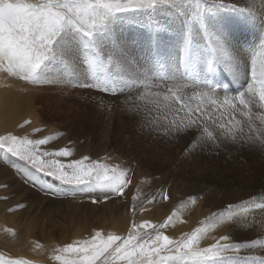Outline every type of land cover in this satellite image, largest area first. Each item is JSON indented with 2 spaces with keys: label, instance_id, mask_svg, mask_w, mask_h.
<instances>
[{
  "label": "rangeland",
  "instance_id": "374dc122",
  "mask_svg": "<svg viewBox=\"0 0 264 264\" xmlns=\"http://www.w3.org/2000/svg\"><path fill=\"white\" fill-rule=\"evenodd\" d=\"M197 1L183 0L190 10V15L195 12L192 7L196 6L195 9H197V5L205 7L203 3H200L202 0ZM28 2L35 3L37 0H28ZM249 2L250 0H235L234 3H231V1L222 0L227 9L215 7L209 16L210 21L216 19L222 22L223 16H228L233 12L234 15H237V19L247 25L246 30L249 33L246 31L244 34H248V36L256 34L257 40L264 32L263 29L254 32L248 29L249 22L253 21H251V15L248 12ZM232 5H235L239 10H234ZM221 9L225 11L222 13ZM163 14L161 13L157 17L159 23ZM182 20L184 19L182 18ZM155 22V20L147 19L142 13L120 15L112 21L109 30L100 39L106 51L112 53L116 60L117 35L119 33L127 36L130 45H128V49L124 53L126 57L119 67L109 62L105 57L101 69L98 71L90 69L89 65L84 62L83 47L79 36L70 37L72 47L64 62L54 64L51 68L42 67L39 70L37 75L40 80L38 81L31 76L24 78L18 70L10 71L6 62H0V90L2 87L5 89L15 88L13 90L16 92L15 97L21 98L20 95H23V101L27 100L24 121L21 120L12 129L13 131L1 135L0 138L15 136L19 141H47L44 145L36 146L37 155L40 156L42 162H46L44 164L45 172L37 171V168L40 167L39 163L33 166L29 161L14 157L6 150L0 149V261L3 264H17V262L19 264H65L66 261L72 260L82 264L84 256L91 255L93 242L99 243L100 240H106L110 235L122 238L131 235L134 242L137 243H143L149 234L153 241L157 234L166 235L173 241H179L187 239L197 229L201 231L197 233L194 249L203 250L216 245L229 249L236 245H241V247L238 250L220 251L215 255L209 254L207 260L204 257L196 256L188 264H215V261L223 258L237 259L236 264H259V261L264 260V257L259 254L261 247L264 246V228L256 230L262 223L255 211L261 203L260 197L252 199L248 213L251 225L247 228L246 221L238 223L229 215L231 211L247 205V200H243L239 204L231 203L225 207L217 199V197L222 198L223 194L228 199L248 198V195L251 194L259 196L257 194L258 186L256 183L248 185L247 177L251 175L264 178V150L261 148V145H264V122L258 120L244 122L242 117L237 116V111L220 112L219 110L221 114L233 118V120L230 119L234 125H240L239 127L245 131L250 126L251 131L254 132H248L245 139H242V136L238 138L248 142L239 144V140L230 141L229 138L220 136L214 125L209 126L211 133L219 137L222 147L229 149L234 146V157L228 161L212 150L210 156H205L202 164L206 167L205 169L209 170H200L198 175H196L197 168L190 159L193 154L192 146H186L183 149L177 147L176 143H181L180 141L186 138L182 128H179L181 132H174L163 125L162 121L154 122L152 119L139 121V119H131V117H126L124 125L115 123V98L117 97L118 102L131 108L135 104V98L130 94L142 88L145 83H152L154 79L162 76V71L157 70V64L159 60L163 59V56H166V53L159 43L151 46L145 42L147 34L157 33V31L146 27L148 23L155 24ZM184 24H186L185 28L192 31L189 66L186 69L181 63L185 43L184 35L177 37L180 47L177 48L175 45L176 48L170 49V56L165 58L168 62L169 72L171 75L177 74L180 67L179 70L185 81L189 76L192 77L189 78L191 82L193 81L189 83L191 87L203 81L206 84V71L209 70L208 63L212 62L213 54L207 46L208 44L205 45V48L194 43L193 26L195 22L189 21ZM116 25H118V29ZM169 36L175 39V36L170 34ZM248 36L233 37L232 44L227 43L230 48L229 52H234L236 57L241 56L243 52L247 56L250 47L244 50V44H251L252 41L250 37L248 39ZM134 37H137V41L133 39ZM222 39L225 40V36ZM260 40L261 38L258 39L257 44L256 42L254 44L256 50L258 46L261 48V43L264 45V42ZM261 57H264V52L261 53ZM221 58L222 55H216L212 70L209 72L216 75L217 73L222 75L220 72L225 73L224 70L228 66L230 67V64L226 62L222 65L219 62ZM251 59V57L248 59V65ZM260 67H256L257 71L254 72V77L252 75L254 69L251 73L250 69L248 70L249 74L245 82L251 79L250 82L243 83V86L237 79H227V83L232 85L235 94L245 91V99L249 96L256 98V103L250 105L252 108L247 113V118L250 116L248 114L251 112L253 114V111H255V116L258 114L260 118L264 116V107L261 106V109L257 105V103L264 102L259 101L258 95L244 89L250 83L253 90L260 93L255 85L256 83L261 87L264 85V68ZM109 74L114 77L112 85L115 84V89L112 93L102 92L95 87L80 88L77 86V83L91 84L96 75L103 79L105 75ZM10 75L11 78H6ZM145 75H148L147 78ZM139 79L143 83H138ZM175 84H180L178 79ZM76 87L88 90L87 93H82L83 101L80 103L74 100L77 97ZM224 91L221 89L219 92ZM200 94L209 96L210 103L214 99V92L207 88H202L197 93V95ZM186 97L188 99L189 95L186 94ZM228 98L232 99V97ZM155 100L157 104L162 105L161 100L157 98ZM198 100L201 102V97H198ZM216 101L217 103L221 102L220 99H216ZM235 103L233 100L228 108L235 107ZM195 108H197L196 105ZM204 110L207 111V109ZM214 113L217 119L220 118L216 112ZM110 126L111 128H109ZM20 130L26 131L23 132L24 134H18ZM35 133H39L37 137L34 136ZM170 133L171 135H169ZM174 137H177L176 142H173L175 141ZM64 149L70 150L68 157L56 155L58 151ZM84 157L90 158L85 161V164L91 165L99 162L109 169V175L115 174L121 177L125 181L123 196L112 194L111 198L105 200L103 196L106 190L96 184L95 176H93V186L86 187V190L82 191L80 186L69 185L46 174L47 171L55 170L56 166L52 165L53 161L67 165ZM49 165L52 166L49 167ZM214 171L217 174H228L229 179L221 187L215 183L217 185L214 186L217 190L215 199L206 201L204 195L198 194L200 186L197 188V184L201 185L204 183L203 181L213 182ZM247 171L250 174H247ZM26 177L31 179L26 180ZM231 190H235L236 197L234 194L228 195ZM46 191L50 194H45ZM92 199L97 202L93 203ZM200 200H203L204 203L201 206L197 204ZM198 209H203L200 216L197 212ZM203 215L205 217H202ZM145 222L154 226L164 225V227H139ZM133 225L137 227L134 228ZM208 226L212 228L208 229ZM250 227L256 228L255 231ZM181 228H186L187 231ZM96 233H101V236L97 238ZM200 235H202L201 239ZM225 237L227 239H224ZM27 242H29V246L26 249L25 243ZM19 247H24L25 250H17L16 248ZM85 247L90 250L88 253L83 251ZM70 248L77 250L72 251L69 250ZM245 248L251 249L250 253ZM256 251L258 252L256 253ZM96 264H127V261L119 259L114 261L105 254L96 261Z\"/></svg>",
  "mask_w": 264,
  "mask_h": 264
},
{
  "label": "snow or ice",
  "instance_id": "6c2138e0",
  "mask_svg": "<svg viewBox=\"0 0 264 264\" xmlns=\"http://www.w3.org/2000/svg\"><path fill=\"white\" fill-rule=\"evenodd\" d=\"M205 4V7L197 5L194 18L198 21L199 29L204 36L208 37V46L213 54L212 62L208 63L209 71H211L216 55L220 54L227 59L229 53L223 50L216 35L209 30L206 17L213 8L227 6L223 5L222 0H205ZM231 7L235 8V5ZM141 13L145 14L150 21H156L155 24L148 23L153 31L161 28L157 20L161 13L182 17L186 23L191 14L183 0H37L35 3L28 2V0H0V62H6L10 71L18 70L24 78L31 76L38 81L40 80L37 75L39 70L42 67L51 68L54 64L64 62L72 47L70 37L79 36L83 47L84 62L89 65L90 69L97 71L101 69L105 57L112 64L121 66L113 58L112 53L106 51L100 38L109 30L112 21L118 16ZM191 46V30L186 28L181 61L185 68L189 66ZM161 68L163 67L157 70ZM252 75L254 77V70ZM147 76L145 75V78ZM113 80L114 77L110 74L105 75L103 79L96 75L91 84L77 83V86L80 88L95 87L102 92L112 93L115 89V84L112 85ZM173 87L179 89L183 85L174 84ZM247 89L249 92L252 90L250 83ZM213 91H215L214 87ZM234 99L225 96L221 103L228 105ZM258 99L264 102V85L261 87ZM211 103L216 105V99H213ZM239 103L250 110V105L256 103V98L249 96L245 99V91H240ZM261 106L264 107V103ZM201 123V120L193 119L185 125L188 129L185 135L190 138V141L195 140L198 133L202 136L203 132L207 131L206 127L201 130ZM220 126L223 127V124ZM249 130H251L250 126ZM176 131L180 129L177 128ZM46 143V140L19 141L15 136L2 137L0 138V149L6 150L14 157L29 161L33 166L39 163L40 167L37 171L45 172L46 162H42L40 156L37 155L36 146ZM29 145L32 147L29 148ZM261 148L264 150V145H261ZM69 154V149L56 153L57 156L62 157H68ZM89 159V157H84L67 165L53 161L52 165L56 166L55 170L47 171L46 174L69 185L80 186L82 191L86 190V187L93 186V176H95L96 184L106 190L103 196L105 200L111 198L112 194L123 196L125 181L115 174L109 175V169L99 162L91 165L85 164V161ZM29 179L31 178L26 177V180ZM45 194L50 193L46 191ZM92 202L96 203L97 200L92 199ZM133 227L137 226L133 225ZM139 227L163 228L164 225L154 226L145 222ZM200 231L197 229L190 237L179 241H173L168 236L159 234L153 241L149 234L143 243L134 242L131 235L127 238L110 235L106 240H100L99 243L93 242L91 255L86 254L82 264H96V261L105 254L114 261L125 260L127 264H188L196 256L207 260L209 254L215 255L220 251L238 250L241 247V245H236L229 249L216 245L203 250L194 249L193 245L197 242V233ZM100 236L101 233H96L97 238ZM69 250L76 251L77 249L70 248ZM83 251L88 253L90 250L85 247ZM236 261L237 259L233 258H223L215 261V264H236ZM65 264H78V262L72 260L66 261ZM259 264H264V260L259 261Z\"/></svg>",
  "mask_w": 264,
  "mask_h": 264
},
{
  "label": "bare ground",
  "instance_id": "6f19581e",
  "mask_svg": "<svg viewBox=\"0 0 264 264\" xmlns=\"http://www.w3.org/2000/svg\"><path fill=\"white\" fill-rule=\"evenodd\" d=\"M230 1H231V3L235 2V0H228V2H230ZM196 2H198V1L196 0ZM200 3H203L206 6L205 0L200 1ZM192 8H194L195 12H194V14H192L188 17V22L189 21L195 22V25L193 26V29H194L193 34L195 35L194 43L205 47V45L208 44V37L204 36L202 31L199 29L198 21L194 18L196 15V9H195L196 6L192 7ZM233 9L235 10L236 7ZM213 10H214V8H213ZM213 10L208 13V15L206 17V23H207L209 30L211 32H213L216 35V37L218 38L219 43H220V45H222L223 49H225L229 53V58L225 59L222 56V58L220 59L219 62H221L222 65H224L226 62L227 63L229 62L231 68L228 66V68L224 70L225 73L220 72L222 75H219L218 73H217V75L213 74L214 79L212 81L207 77V73L209 72V70H207L206 76H205L206 84H204V81H203L202 83L195 84L193 87H191L189 84V83L193 82V81L191 82V80L189 79L192 77L191 76L188 77V79L186 80L188 82L187 83L181 75V72L179 70L180 67L178 68L177 74L173 73L174 75L173 74L171 75V73L169 72V69H168V62L166 61L165 58L170 56V53H169L170 49H172L174 47L176 48V46H177V48H178V46L180 47V44H179V41L177 40V37H183L186 34V28H185L186 24H184L185 21L182 20V17L174 16V15H168V14L164 13L162 15L163 18H160V21H161L159 23L161 25L160 30H158L157 33H154L152 35L147 34V37L145 38L146 44H149L151 46H155V45H157V43H159L163 47L164 52L166 53V56L165 57L163 56V59L159 60L158 64H157L158 68L163 67V68L159 69L160 72L162 71V76L154 79L152 81V83H149V82L145 83L142 86V88H139V90L133 91V93L130 94V96L132 95L133 98H135L134 99L135 104L131 108L126 107V105H124V103L118 102L119 100H117V97L115 98V100H116L115 101V123H117V124L124 125L126 122V117H131V119L136 118V119H139V121H141L143 119L144 120L145 119L146 120L152 119L154 122L162 121L163 125H166L167 127H169L174 132L176 131L177 128H182L184 130V132L186 133L188 131V129L185 128L186 124H189L190 121L193 119L201 120L202 121V123L200 124L201 130H203L205 127L207 128V131L203 132L202 136L198 133L195 140L190 141V138L186 135V138H184L180 141L181 143H178V142L176 143L177 147H179L180 149H183L186 146H192V149H193L192 153L193 154H192V156H190V159L192 160V163H194L195 167L197 168L196 169L197 170L196 175L199 174L200 170H204V171L209 170V169H205L206 167H204L202 164L204 162L205 156H207V155L210 156V152L212 150L215 152V154L221 155L222 156L221 158H225L228 161H231L234 157V149H233L234 146L232 148H229V149L222 147L220 140H219V137H217L211 133L210 127L212 125L215 126L214 128H216V130H217L218 134H220V136L223 135V136L229 138L230 141L239 140L240 141V142H238L239 144H242V143L245 144L247 142V140H240L238 138H241V136H242L243 137L242 139H245L248 132L250 133V131H251V130H249V127H247V131L243 130V132H241V129H243V128L239 127L240 125L239 126H237V124L234 125V122L232 121L233 118L228 117L227 115L221 114L220 112H225V111L235 112V111H237V114H238L237 116H239L240 118L242 117L244 119V122L245 121L246 122H253L255 120L264 122V116H263V118H260L259 114H258L259 116L258 115L255 116L254 115L255 111H253V114H252V112H251V114H248L250 116H248V118H247V113L249 112V108H245L243 105H241L239 103V94H235L233 91L232 85L227 83V79L233 78L235 80L237 79L239 84H241V86H243L246 82H250V79H251L250 77H249L250 79H248L245 82L249 72L251 73L253 69H254V72H256L257 66H261L260 68H264L263 67L264 57H261V53L264 52V45L261 43L260 44V45H262L261 48H260V46H258L257 50H256V46L254 45L255 42H256V44L258 43L257 41L259 38H261V40L264 42V34L261 37H259L257 40H256L257 36H255L256 34L255 35L253 34L252 36L251 35L248 36V34L247 35L244 34L246 31L248 32V30H246L247 25H244V23L241 20L237 19L238 18L237 15H234L233 12L229 13L228 16H223L224 20L222 22H219L216 19H213V21H210L209 16L211 13H213ZM236 10H239V9H236ZM220 11L223 13L225 10L221 9ZM248 12L251 15V21L253 20L252 22H249L248 29H250L252 32H254L255 30L263 29V32H264V0H250ZM120 20H122V19H120ZM245 24H246V22H245ZM117 27H118V25H116V28ZM146 27H147V29H150L148 25H146ZM169 34L175 36V39H173L172 36H169ZM223 36H225V40L222 39ZM246 36H248V39H249V37L252 39V41H251L252 46H251V44H249V43L247 44L246 42H245L246 44H244V50L246 48L250 47V51L247 54L248 57L245 55L244 52L242 53L241 56H238V57L235 56L234 52L230 53L229 52L230 48H229L227 43L229 42L232 44L233 37L244 38ZM133 39L135 41H137V37H134ZM242 43H244V42H242ZM234 44H236V43H234ZM128 45H130V44H129V40L127 39V36L120 35L118 33L117 40L115 43V58H116L117 62L120 64L124 60V58L126 57V55L124 53H125L126 49H128ZM238 46H239V44H238ZM183 47H184V45H183ZM242 47H243V44H242ZM258 49H259V51H258ZM190 52H191V50H190ZM240 53H241V51H240ZM72 57H73V55H72ZM182 57H183V55H182ZM250 57L252 59L250 60L249 65H248V59ZM117 67H119V66H117ZM249 69H250V71L248 72ZM220 70H221V68H220ZM2 71H4V70L2 69ZM185 71L187 72V70H185ZM216 72H218V71H216ZM4 78H5V76H4ZM6 78H11V75L6 76ZM177 79L179 80V83L183 85L182 88L177 89L176 87H173V85L175 84ZM195 79H196V77H195ZM137 82L143 83V81H141L140 79ZM241 86H239V87L241 88ZM213 87L215 88V91H213ZM202 88H207L209 90H212L214 92V99H220L222 101L225 96L235 98L234 100L236 102L235 103L236 106L235 107L231 106L228 108V106H230V104L224 105L221 102H218L217 103L218 105H212L208 100L209 96L206 97L202 94L197 95V93L200 92ZM1 89L2 90H0V136L13 131L12 129L15 128L16 124L20 123V121L25 118V112L27 111V106H26L27 100L25 99L26 101H23V99H24L23 95H20L21 98L15 97L16 92L13 91V90H15V88L10 89V87H9V89H5L2 87ZM221 89H224L225 91L219 92ZM244 89L248 90L247 86ZM87 91L85 89L81 90L80 88H77L76 89L77 97L74 100H77L79 103L82 102L83 101L82 93H85V92L87 93ZM250 92H253L254 95L259 96V93L255 92L253 90V87H252V90ZM186 94L189 95L188 99L186 97ZM121 96H123V95H121ZM210 96H211V93H210ZM74 97H75V95H74ZM118 97H120V96H118ZM198 97H201V102L198 100ZM156 98L161 100L160 102L162 103V105L156 103V100H155ZM193 104H195L197 108L194 109L195 105H193ZM261 104L257 103V105L262 109ZM250 108H252V106H250ZM204 109H207V111ZM79 110H80V108H79ZM219 110H220V112H219ZM255 110H257V109H255ZM212 111L216 112L220 118L217 119L215 113ZM205 113H207V115H205ZM221 124H223V127L220 126ZM27 126H28V124H27ZM109 128H111V126ZM25 131L20 130V131H18V134H24ZM214 131H215V129H214ZM214 131H213V133L216 132V131L215 132ZM168 132H169V130H168ZM180 132H181V130H180ZM251 132H254V131L252 130ZM109 133H111V132H109ZM209 133L211 135H209ZM38 134L39 133H37V134L35 133L34 136L37 137ZM215 134H217V133H215ZM169 135H171V133ZM179 137H181V136H179ZM255 138H256V136H255ZM258 138H260V137H258ZM173 140H175V141H173ZM173 140H171V141L176 142L177 137H174ZM256 141H259V140H256ZM203 167H204V169H201ZM207 174H208V172H207ZM213 174H214L213 175V178H214L213 182L210 181L211 182L210 183L208 181H203L204 182L203 184H201V185L197 184V188H199V186H200V188L198 189L199 190L198 194L204 195L206 197L205 198L206 201H208V200L212 201L215 199L216 192H217V190L214 188V186H217L215 183L220 185L218 187H221V185L222 184L224 185L225 183H227V180L229 179L228 174H217V173H215V171ZM247 174H250V173L247 171ZM206 176H208V175H206ZM247 179L249 180L248 185L256 183V185L258 186L257 194L259 196H252V194H251V195H248V198L243 197L240 199H237V198L236 199H234V198L228 199L223 194L222 198L219 199V197H217V199L225 207L229 206L231 203L232 204H239L243 200H247V205L245 204V206H243L242 208L235 209L234 211H231V210H233V209H231L230 210L231 212L229 214L230 216H232L235 219V221H238V223H239V221H243V220L246 221V228H247L251 225V218L248 216V213H249L250 208H251L252 199L260 197L261 203L260 204L257 203V204H259V206L257 205L259 208L255 209V211H257V215L259 216V218L262 222L257 229L255 228L256 230H258L259 228H264V178H262L261 176L256 177V176L248 175ZM228 183H229V181H228ZM251 187H253V186H251ZM235 193H236L235 190L234 191L231 190L228 195L230 196L231 194H234V197H236ZM197 204L201 206L202 204H204L203 200L202 201L200 200ZM70 207H72V206H70ZM156 208H158V207H156ZM155 210H157V209H155ZM202 210L198 209L197 212H198L199 216L201 215ZM9 212H14V211L11 210ZM206 213H208V212H206ZM12 217H11V220H12ZM202 217H205V215H203ZM188 220H190V219H188ZM244 224H245V222H244ZM188 228H191V227H188ZM209 228L211 229L212 227L208 226V229ZM185 229H182V230H185ZM250 229L255 231V229H253V227H250ZM186 231H187V229H186ZM220 231H221V229H220ZM201 237H202V235H200L199 238L201 239ZM208 238H207V240H210ZM228 241H229V239H228ZM28 246H29V242L25 243L26 249L28 248ZM25 248L19 247L16 249L23 251V250H25ZM246 250H248V249H246ZM249 250H251V249H249ZM257 252L258 251H256V253ZM249 253H250V251H249ZM259 254H260V256L264 257V246L261 247ZM0 264H3V263L0 261Z\"/></svg>",
  "mask_w": 264,
  "mask_h": 264
}]
</instances>
